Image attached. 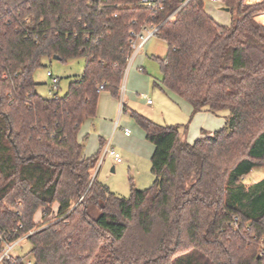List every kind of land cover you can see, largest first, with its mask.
I'll use <instances>...</instances> for the list:
<instances>
[{
    "label": "trees",
    "instance_id": "trees-1",
    "mask_svg": "<svg viewBox=\"0 0 264 264\" xmlns=\"http://www.w3.org/2000/svg\"><path fill=\"white\" fill-rule=\"evenodd\" d=\"M204 4L167 21L180 2L0 0V253L27 236L33 264H264V179L244 182L264 167V25L254 18L264 2L224 0L229 26ZM145 24L168 46L156 85L191 105V118L230 116L191 144L183 126L132 111L155 148V181L121 198L95 177L101 150L85 157L79 134L101 92L120 99L130 32ZM46 58L86 60L63 96L38 91Z\"/></svg>",
    "mask_w": 264,
    "mask_h": 264
},
{
    "label": "rangeland",
    "instance_id": "rangeland-1",
    "mask_svg": "<svg viewBox=\"0 0 264 264\" xmlns=\"http://www.w3.org/2000/svg\"><path fill=\"white\" fill-rule=\"evenodd\" d=\"M254 1L256 0H245V4H258L254 3ZM224 8H226V6L209 1L204 4V10L209 17H211L219 25L229 26L232 22L233 15L232 13L225 11ZM263 15L264 14H260L261 17ZM260 16L257 15L254 18L257 20V17ZM167 52V43L159 36H155L146 44L137 60H135L126 71L120 91V99L123 98L125 100V105L127 106V112L123 113V122L126 121V125L122 128H128L133 134V137L137 136V131L141 134H144V131L133 119L131 115L132 111L137 112L144 117L149 118L153 122L155 121L156 124L163 126L188 124L190 127L191 125L190 115L186 113L187 111L184 107L188 106L190 108V105L187 102L178 99V97L165 89L155 87V82L161 85L162 80L161 68L157 58H164L167 55ZM85 64L86 60L83 58L72 60L67 63H63L55 58L51 60L47 58L44 59L43 67L37 69L34 73V80L36 84H38L39 93L44 97H49L51 78L48 76V72L50 71L60 80V96L65 95L68 91L70 83L83 75ZM141 68L144 69V73L141 72ZM135 72H138V74H145L149 78L148 87L134 77ZM129 77L130 81H128ZM102 95H109L112 99L117 100L118 102L120 101V99L115 98L109 91H103ZM148 100H150L154 105H147ZM210 116H212L214 120L221 121L225 126L227 118L230 114L229 112L224 111L219 115L212 114ZM98 123L99 121L97 120L96 126ZM117 126L118 118L115 123L116 128ZM115 127H113L111 133L106 136V140L113 143L111 148L120 154L122 163L115 164L114 160L110 156L104 157V150L102 149L99 164L94 175L97 180L106 185L112 193L121 198H129L131 195L132 184L136 189L144 191L153 185L155 177L151 173V158L149 157L148 150H145L144 147H141L140 150L136 148L131 152L120 150L117 145L124 144L127 138L125 137L122 129L116 130ZM109 129H111V126ZM220 129L221 128L219 127L211 131L215 132ZM95 132L96 128L94 129L91 123H86L81 131V134H83V137L85 138L84 141L87 149L88 147L90 149L92 146L96 147V151L92 155H95L100 151V138L94 136ZM192 141V143L195 142V140ZM144 142L148 146L149 151H151L153 145L146 138L144 139ZM113 168H115L114 171ZM262 179H264V167H259L247 175L244 178V182L247 186H249L253 183L261 181ZM56 208L57 207H55V209ZM35 221L36 225L40 226V229L44 228V225H42V212L36 215ZM31 249L32 247L30 243L24 241L14 250L12 255L13 260L16 261L17 258H21L24 264H33V259L29 256Z\"/></svg>",
    "mask_w": 264,
    "mask_h": 264
},
{
    "label": "crops",
    "instance_id": "crops-1",
    "mask_svg": "<svg viewBox=\"0 0 264 264\" xmlns=\"http://www.w3.org/2000/svg\"><path fill=\"white\" fill-rule=\"evenodd\" d=\"M257 20L262 25H264V15L262 17L261 16L257 17ZM138 56L136 57L135 60H137ZM141 69H140L141 72L144 73L145 72L144 69L143 68H141ZM130 77H129L128 81H130ZM134 77L137 80H139L142 84H145L148 87L149 78L145 74H140V73L138 74V72H135ZM156 84H159V83L155 82V87H159L160 84L159 85H156ZM147 105L153 106L154 104L153 103L152 104L147 103ZM124 106H126V105H125V100L123 98L120 99V101L118 102L117 100L112 99L109 95H102V92H101L100 96H99L96 116L94 118L86 121L83 124V126H84L86 123H91L92 127L94 129L96 128V132H95L94 136L100 138V150H102V149L105 150V148L108 144H110V147L113 146L112 142L106 140V136L108 134H110L112 128L115 127V123H116L117 118H118V126H117V128L115 127V129L116 130L122 129L123 132L125 129H128V128H122L123 126L126 125L125 124L126 121L123 122V118H124L123 113L127 112V110L124 111ZM184 107L187 111L186 113H188L190 115V122H191L190 127L188 124H186V125L185 124H174V125L183 126L180 129V131H181V137L184 141L192 144V142H193L192 140L196 141L197 139L202 137V133L204 131L208 132V133H213L211 130H215L216 128H219V127L221 129L223 128L224 125L222 124V122L219 120H214V118H212V116H210L212 114H210L208 112H202V113L196 114L193 118H191V114H192L191 105H190V108L188 106H184ZM97 120L99 121V123L96 126ZM174 125H166V126H174ZM83 126H82V128H83ZM110 126H111V129H109ZM185 127L187 128L186 130H185ZM82 128H81V131H82ZM81 131L79 134V141L85 145V141H84L85 138L83 137V134H81ZM137 133H138L137 136L133 137L132 133L129 136H127L124 132V135L127 139L125 138L126 141L124 144L117 145L118 148L122 151H130L131 152L132 150H134L136 148L140 150L141 147H144L145 150H148L149 157L152 158L154 150H155L154 146H153V148H151V151H149L148 146L144 142V139L146 138V136H144L145 133L141 134L138 131H137ZM89 150H90V152H89ZM95 151H96L95 146L90 147V149H89V147L87 149V147L85 146L84 156L85 157H92V156H94L92 154ZM106 157H107V155H106ZM115 164H116V162H115ZM114 170H115V168H113V171Z\"/></svg>",
    "mask_w": 264,
    "mask_h": 264
},
{
    "label": "built area",
    "instance_id": "built-area-1",
    "mask_svg": "<svg viewBox=\"0 0 264 264\" xmlns=\"http://www.w3.org/2000/svg\"><path fill=\"white\" fill-rule=\"evenodd\" d=\"M172 0H138L139 6L153 10V11H162L165 8V5ZM180 2V7L177 11L173 13V15L167 20H171L175 17V15L182 9L184 8L187 4H189L193 0H176ZM204 2H212L215 4H221L224 5V0H202ZM264 2V0H256L254 3H261ZM114 17H117L115 15ZM134 23V22H133ZM160 26H156L154 24H145L139 32H136L132 30L130 32V39H129V46H130V54L128 56V66H131L136 57L143 51L145 48L146 44L155 36L158 35ZM127 71V70H126ZM48 76L51 78V88L49 90V97H55L56 95L59 94V78L55 77L52 72H48ZM99 91L104 90V85H101L98 87ZM148 104H152L150 100H148ZM125 134L129 136L131 134V131L129 129L124 130ZM110 156L113 158V160L117 164L122 163L121 156L118 152H116L114 149L110 147V144H108L104 150L103 156ZM33 232L30 233V235ZM26 237L20 238L14 243H5L4 249L2 253H0V264H5L6 261L12 262L13 264L16 263V261L13 260V252L14 250L19 247L24 241H26ZM2 236L0 235V240H2ZM263 255V254H262ZM31 264V263H30Z\"/></svg>",
    "mask_w": 264,
    "mask_h": 264
},
{
    "label": "water",
    "instance_id": "water-1",
    "mask_svg": "<svg viewBox=\"0 0 264 264\" xmlns=\"http://www.w3.org/2000/svg\"><path fill=\"white\" fill-rule=\"evenodd\" d=\"M224 10L227 11V12H229V9L228 8H224ZM55 59L58 60V58H55Z\"/></svg>",
    "mask_w": 264,
    "mask_h": 264
}]
</instances>
